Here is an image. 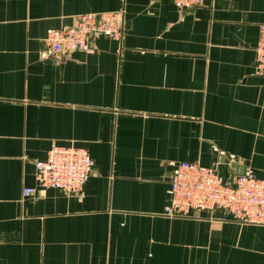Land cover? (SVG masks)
I'll return each mask as SVG.
<instances>
[{
    "label": "crops",
    "instance_id": "obj_1",
    "mask_svg": "<svg viewBox=\"0 0 264 264\" xmlns=\"http://www.w3.org/2000/svg\"><path fill=\"white\" fill-rule=\"evenodd\" d=\"M118 10L120 41L43 56L47 30ZM262 24L264 0H0V264H264V226L164 214L181 162L264 179ZM52 147L91 157L79 196L37 185Z\"/></svg>",
    "mask_w": 264,
    "mask_h": 264
},
{
    "label": "built area",
    "instance_id": "obj_2",
    "mask_svg": "<svg viewBox=\"0 0 264 264\" xmlns=\"http://www.w3.org/2000/svg\"><path fill=\"white\" fill-rule=\"evenodd\" d=\"M170 1L184 11L215 0ZM124 15V10L76 15L72 26L46 31L43 56L68 60L95 36L120 41ZM253 67L254 74L264 78V24L259 26ZM34 166L39 187L52 188L68 196H79L93 171L88 152L75 147H52L45 159L36 161ZM35 192L36 188H24L22 196L29 197ZM167 195L169 204L164 214L171 218L187 216L192 210L220 209L235 222L264 226V179L257 178L250 169L238 174L232 185H225L216 169L181 162L171 172Z\"/></svg>",
    "mask_w": 264,
    "mask_h": 264
},
{
    "label": "water",
    "instance_id": "obj_3",
    "mask_svg": "<svg viewBox=\"0 0 264 264\" xmlns=\"http://www.w3.org/2000/svg\"><path fill=\"white\" fill-rule=\"evenodd\" d=\"M244 171H245V170H242V169H241L240 172H239L238 174H242V173H244Z\"/></svg>",
    "mask_w": 264,
    "mask_h": 264
}]
</instances>
